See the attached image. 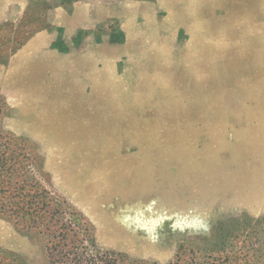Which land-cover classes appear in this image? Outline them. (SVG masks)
<instances>
[{"label":"rangeland","instance_id":"obj_1","mask_svg":"<svg viewBox=\"0 0 264 264\" xmlns=\"http://www.w3.org/2000/svg\"><path fill=\"white\" fill-rule=\"evenodd\" d=\"M0 189V264H264V0H0Z\"/></svg>","mask_w":264,"mask_h":264},{"label":"trees","instance_id":"obj_2","mask_svg":"<svg viewBox=\"0 0 264 264\" xmlns=\"http://www.w3.org/2000/svg\"><path fill=\"white\" fill-rule=\"evenodd\" d=\"M1 192H3V190L2 189H0V193ZM3 205V204H2ZM1 208L2 209H4V207L3 206H1ZM53 249H55V248H53ZM73 252H71V251H62V256H61V258H60V261H62L63 260V262L65 263V262H69V255H71ZM67 255V257H65ZM92 260H93V258L92 257H89V258H87V262H92ZM104 261V263L103 264H109L108 262H109V260H107V259H104L103 260ZM81 262H82V258H78L77 256H75V261L73 262V264H81ZM101 263V262H100ZM115 264H116V262H115Z\"/></svg>","mask_w":264,"mask_h":264},{"label":"crops","instance_id":"obj_3","mask_svg":"<svg viewBox=\"0 0 264 264\" xmlns=\"http://www.w3.org/2000/svg\"><path fill=\"white\" fill-rule=\"evenodd\" d=\"M17 1H19V2H21V3L25 2V0H17ZM28 1H29V0H28Z\"/></svg>","mask_w":264,"mask_h":264}]
</instances>
